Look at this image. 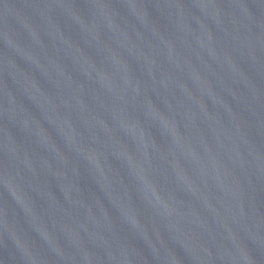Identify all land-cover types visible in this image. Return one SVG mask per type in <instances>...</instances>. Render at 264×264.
<instances>
[{
    "label": "water",
    "instance_id": "obj_1",
    "mask_svg": "<svg viewBox=\"0 0 264 264\" xmlns=\"http://www.w3.org/2000/svg\"><path fill=\"white\" fill-rule=\"evenodd\" d=\"M0 264H264V0H0Z\"/></svg>",
    "mask_w": 264,
    "mask_h": 264
}]
</instances>
